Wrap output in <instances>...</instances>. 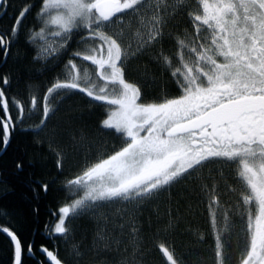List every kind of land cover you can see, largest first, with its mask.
Masks as SVG:
<instances>
[{
  "label": "snow or ice",
  "instance_id": "snow-or-ice-1",
  "mask_svg": "<svg viewBox=\"0 0 264 264\" xmlns=\"http://www.w3.org/2000/svg\"><path fill=\"white\" fill-rule=\"evenodd\" d=\"M10 7L9 0H0V17ZM33 7L24 3L7 34L0 33L5 58ZM36 17L40 26L26 37L36 48L33 60L69 58L57 65L60 71L42 92L28 86L27 104L8 97L10 77H0V152L20 132L46 148L58 175L32 181L39 185L32 189L39 198L70 164L65 129L55 122L66 101L82 95L89 105L105 109L99 125L120 140L110 152L85 157L79 171L64 178L65 199L50 232L68 237L71 220L92 212L99 217L98 251L118 250L126 237L125 251L131 252L119 264H147L150 249L144 248L138 217L163 197L171 205L173 190L183 186L206 209L207 233L189 231L197 245L211 238V264H229L233 253L237 264H264V0H42ZM168 41L173 49L165 48ZM142 57L157 70L135 69L138 78L130 79L133 61ZM169 81L171 88L165 86ZM33 117L38 119L29 124ZM70 139L75 147L85 134L81 130ZM25 154L14 161L18 172L33 166ZM104 205H122L112 218L119 236L108 229L109 215L96 211ZM188 207L193 211L191 203ZM12 215L0 209L7 221L0 233L9 240L11 264H29L34 241L25 238ZM166 216L155 231L165 239L154 240L153 247L165 264H187L185 253L168 239L178 226L179 208L174 215L169 206ZM39 251L50 264H68L58 249L40 245ZM72 255L83 257L78 244ZM193 264L209 260L199 257Z\"/></svg>",
  "mask_w": 264,
  "mask_h": 264
},
{
  "label": "trees",
  "instance_id": "trees-1",
  "mask_svg": "<svg viewBox=\"0 0 264 264\" xmlns=\"http://www.w3.org/2000/svg\"><path fill=\"white\" fill-rule=\"evenodd\" d=\"M12 7L8 9L7 15L0 17V33L7 34L8 30L14 23V16L17 10L24 3H31L34 7L22 20L20 32L17 40L9 49L8 55L5 58L3 50L0 49V77L8 75L11 80L10 87L5 88L8 97L15 96L17 99L24 100L27 104L29 85H38L41 92L45 86L60 71V66L66 61L69 56L67 54L59 57V60L34 61L36 48L27 41L29 29L38 28L39 21L36 17V12L42 0H9ZM78 37L74 36L71 42L72 47L69 51L75 48V40ZM165 48L169 45L165 44ZM6 59V62H5ZM60 66H57V65ZM134 71L130 76L131 79L138 78V72L147 70L155 72L156 65L151 63L147 58H140L133 61ZM167 77L161 79L164 83ZM166 87H173L171 82H167ZM0 87H4L0 81ZM15 113V109L11 108ZM105 109L99 105H89L88 99L84 96H74L71 100L66 101L55 117V122H58L65 129L64 145L70 154V164L66 165L64 176L57 179L55 185L51 187L47 194L39 193L37 198L33 188H39V185L32 181L37 179H49L57 176V172L52 164V157L47 152L46 148L36 147L31 143L32 136L30 133L20 132L13 139L11 145L0 155V209H4L12 213V219L17 226L23 231L25 238L29 241H34L35 256L29 258V264H37V261L44 260L46 264H50L47 258L39 251V246L44 245L49 250L56 251L59 255L68 261V264H119L124 256H128L131 248L128 247L125 251V246L128 244L126 237L121 239L119 248L114 246L111 251H98L94 246V236L97 229L98 215L89 212L71 220V233L68 237L61 234H52L50 232L51 225L55 222L58 215V208L65 199V192L62 190V182L66 176L78 172L84 164L85 157L94 159L102 152H110L113 145L119 146L120 140L110 131L103 130L99 122L103 118ZM38 118L33 117L28 121L29 124L35 122ZM83 130L85 140L72 146L70 139L71 134L79 137L80 131ZM25 152V160H32L33 166L26 168L24 171H16L14 161L17 156ZM182 194V195H181ZM173 202L169 204L167 197L153 201L147 205L142 214L138 217V224L142 228V235L145 237L144 248L150 249L146 253L147 264H165V259L152 242L156 239L164 240L165 237H156L155 231L158 223H163L166 219V211L171 206L173 214L179 208L180 220L174 233L168 239L174 240L177 249L185 253L187 264H193L199 257H204L209 260L213 253L211 250L212 240L207 237L203 244H195L190 228H199L201 231H208L207 213L203 205H197L196 198L189 194L183 186H178L173 190ZM189 203L192 205L193 211L189 210ZM122 205H104L97 209V213H107L109 215L108 229L113 232V235L119 236L120 230L115 227V221L112 219L115 209ZM38 209V211H33ZM7 221L0 217V226H5ZM49 227L46 228L45 226ZM127 226L124 232L127 233ZM78 244L80 250L84 253L82 258H75L72 255V246ZM0 264H11L10 243L4 233H0ZM229 264H237L236 254H232Z\"/></svg>",
  "mask_w": 264,
  "mask_h": 264
},
{
  "label": "flooded vegetation",
  "instance_id": "flooded-vegetation-1",
  "mask_svg": "<svg viewBox=\"0 0 264 264\" xmlns=\"http://www.w3.org/2000/svg\"><path fill=\"white\" fill-rule=\"evenodd\" d=\"M181 21V26H187L186 23H184V18H179ZM175 23V22H174ZM170 27H172L173 31H175V27L174 25H171ZM167 44L169 45V48L173 49L174 48V44L172 41H168Z\"/></svg>",
  "mask_w": 264,
  "mask_h": 264
},
{
  "label": "water",
  "instance_id": "water-1",
  "mask_svg": "<svg viewBox=\"0 0 264 264\" xmlns=\"http://www.w3.org/2000/svg\"><path fill=\"white\" fill-rule=\"evenodd\" d=\"M3 152H4V151H3ZM3 152H0V155H1Z\"/></svg>",
  "mask_w": 264,
  "mask_h": 264
},
{
  "label": "rangeland",
  "instance_id": "rangeland-1",
  "mask_svg": "<svg viewBox=\"0 0 264 264\" xmlns=\"http://www.w3.org/2000/svg\"><path fill=\"white\" fill-rule=\"evenodd\" d=\"M89 67H91L90 65H89ZM131 79V78H130Z\"/></svg>",
  "mask_w": 264,
  "mask_h": 264
}]
</instances>
